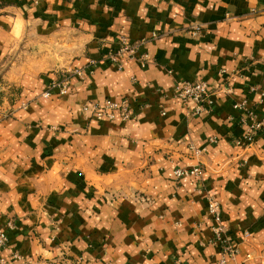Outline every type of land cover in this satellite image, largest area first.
I'll list each match as a JSON object with an SVG mask.
<instances>
[{
    "label": "crops",
    "instance_id": "crops-1",
    "mask_svg": "<svg viewBox=\"0 0 264 264\" xmlns=\"http://www.w3.org/2000/svg\"><path fill=\"white\" fill-rule=\"evenodd\" d=\"M263 8L264 0L6 6L0 63L13 52L20 61L28 44L45 49L49 62L60 57L58 46L69 53L37 72L20 73L15 61L0 81L5 264H217L222 250L212 242L204 190L222 205L237 259L251 254L246 264H264V129L250 147L236 144L246 111L234 108L247 100L264 123ZM196 23L203 26L194 35ZM122 35L138 51L119 69L105 56ZM90 67L84 78L70 72ZM64 77L66 95H42ZM187 80L209 85L210 108L197 113L177 97L176 84ZM107 98L128 99L133 118L99 121L84 109ZM191 143L204 155L195 157ZM198 164L200 181L174 180L176 166Z\"/></svg>",
    "mask_w": 264,
    "mask_h": 264
},
{
    "label": "built area",
    "instance_id": "built-area-1",
    "mask_svg": "<svg viewBox=\"0 0 264 264\" xmlns=\"http://www.w3.org/2000/svg\"><path fill=\"white\" fill-rule=\"evenodd\" d=\"M257 12V9H253ZM264 11V8H263ZM201 24H195L193 26L192 33L196 35L202 29ZM138 45L133 44L127 38V36L122 35L119 38V45L115 51L110 52L105 56V59L111 61L118 66L119 69L122 68L121 58L128 56L132 58L137 57ZM140 61L145 63L149 60L148 54H143L140 57ZM96 64L95 61H91L90 65ZM93 73V69L88 68H75L74 74L81 78H84L87 74ZM70 78L64 77L62 79L53 80L50 83L49 88L42 93L43 96L49 97L52 95L54 90H57L61 95H66L69 92ZM256 89V86L251 88ZM176 95L184 103L194 104V112H202L210 108L213 104V99L211 97L212 92L209 85L205 81H180L176 84ZM234 108L243 109L246 111L245 117L241 119L243 126L245 127V133L242 139H236L235 143L238 145L244 144L245 147H250L256 141V137L264 129V123L262 120L258 119L252 110L248 106L247 100L242 102H237L234 104ZM85 110L90 111L93 116L101 121L104 119L115 120L120 117L123 121H128L133 118V112L130 107V102L128 99L123 98L121 100H114L111 98L105 99L101 103H92L84 107ZM215 141L216 139H211ZM195 157H200L204 154L205 149L196 146L194 143L189 145ZM174 175L177 179L183 177H194L197 181H200L204 175V168L201 164L193 166H183L178 167L174 170ZM202 192L203 188H198ZM206 194V200L208 205V213L211 219L214 221L213 225V239L222 250L221 258L217 264H246V261L252 258L251 254H247L245 261H239L237 255L239 249L236 242L233 239V235L230 231V227L227 221L223 217L222 205L220 201L216 198L214 192L210 190H204ZM8 226H13L12 221L8 222ZM248 235V232L245 233ZM8 237L3 229H0V250L7 246ZM18 257V255H16ZM0 262L5 264L6 261L0 258Z\"/></svg>",
    "mask_w": 264,
    "mask_h": 264
},
{
    "label": "rangeland",
    "instance_id": "rangeland-1",
    "mask_svg": "<svg viewBox=\"0 0 264 264\" xmlns=\"http://www.w3.org/2000/svg\"><path fill=\"white\" fill-rule=\"evenodd\" d=\"M16 1L17 0H0V15L5 13L2 10L4 8H6V6L16 5ZM20 50L25 51L22 58L20 59V61L17 60L18 54H15L13 52V53H11L10 56L8 55V58H5L3 60V62L0 63V81L3 80L2 75H3L4 71L7 70L15 61L18 62L17 66L22 67V68H19L20 73L23 72V70H25V69L37 72V71L45 70L50 66L51 67H57V64L60 65V62L62 60L61 54L66 53V52H67L66 54L69 53L67 50H65L64 47L58 46V49H55V50H56V52H58L60 54V57L57 58V62H55V61L49 62V60H48L49 57L44 56V53H48V52L45 49L41 50L38 46L36 47L35 44H28L25 47L22 46L21 48H19V50L17 52H19ZM36 53H38V55H36ZM63 57L66 58L67 56H63ZM203 155H201V156H203ZM178 167H183V166H181V165L176 166V168H178ZM174 180L178 181V179H174ZM212 242L214 244L218 245L217 243H215L214 239Z\"/></svg>",
    "mask_w": 264,
    "mask_h": 264
}]
</instances>
